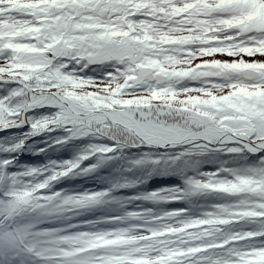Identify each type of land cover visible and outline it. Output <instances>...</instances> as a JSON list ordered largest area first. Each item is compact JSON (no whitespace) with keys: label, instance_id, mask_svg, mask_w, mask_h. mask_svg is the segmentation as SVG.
<instances>
[{"label":"snow or ice","instance_id":"1","mask_svg":"<svg viewBox=\"0 0 264 264\" xmlns=\"http://www.w3.org/2000/svg\"><path fill=\"white\" fill-rule=\"evenodd\" d=\"M10 84L17 88L9 99H31L15 110L0 100V128L55 107V116L31 125L34 135L62 127L74 138L182 156H258L264 0H0V87ZM115 151L94 148L34 185L0 178V264H264V159L230 179L217 171L190 181L182 196L212 193L221 201L198 217L176 209L105 221L134 222L128 227L59 226L99 197L63 198L49 186Z\"/></svg>","mask_w":264,"mask_h":264},{"label":"trees","instance_id":"2","mask_svg":"<svg viewBox=\"0 0 264 264\" xmlns=\"http://www.w3.org/2000/svg\"><path fill=\"white\" fill-rule=\"evenodd\" d=\"M17 85L0 87V100L11 109H18L30 102V96L11 98ZM55 107H38L20 117L23 126L0 128V178L9 186L12 177L22 184L43 182L54 171L69 163L80 161L94 148L115 147L107 155L98 154L83 161L81 170L52 183L48 194L63 198L97 196L99 199L83 209L65 214L57 221L59 226L106 225L108 229L131 226L132 221L122 224L106 223L113 217H127L129 213L144 214L146 218L167 214L176 209L188 210V217H198L213 204L221 202L215 194L192 191L190 181H206L209 173L219 171L221 177L231 178V173H248L262 166L264 153L230 155L221 152H205L180 155L179 151L164 152L162 149H139L127 144H114L108 137L85 136L74 138L70 130L33 134L31 125L38 120L55 116ZM24 119V121H23ZM67 140L66 143L59 141ZM23 143V147H17ZM5 161L10 162L5 166ZM91 168V171H87ZM36 171L37 175L26 173ZM160 199H151L156 194ZM178 203L168 199L181 198Z\"/></svg>","mask_w":264,"mask_h":264}]
</instances>
